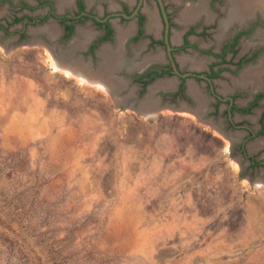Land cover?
Here are the masks:
<instances>
[{
	"label": "rangeland",
	"instance_id": "obj_1",
	"mask_svg": "<svg viewBox=\"0 0 264 264\" xmlns=\"http://www.w3.org/2000/svg\"><path fill=\"white\" fill-rule=\"evenodd\" d=\"M5 40L0 264H264V166L240 152L246 141L264 162V145L251 144L264 139V99L233 117L253 136L228 121L221 133L185 109L155 107L133 83L117 104L55 69L43 43ZM261 54L240 47L217 59L239 107L264 88L232 79ZM145 104L156 112L143 114Z\"/></svg>",
	"mask_w": 264,
	"mask_h": 264
},
{
	"label": "flooded vegetation",
	"instance_id": "obj_2",
	"mask_svg": "<svg viewBox=\"0 0 264 264\" xmlns=\"http://www.w3.org/2000/svg\"><path fill=\"white\" fill-rule=\"evenodd\" d=\"M228 5L227 0H0V41L5 38L10 46L43 43L60 60L90 73L99 71L103 53L117 54L109 76L123 89L133 83L139 94L149 93L155 107L185 109L221 133L228 132L224 124L228 121L251 137L256 132L233 122V117L235 112L247 115L264 99V90L239 107L233 92L219 81L227 67H217L221 64L217 59L228 63L227 55L241 47L250 51V58L262 53L249 66L259 63L264 58V12L251 11L234 25L227 20ZM169 80V85L160 84ZM258 87L264 88L262 80L253 90ZM120 96L125 101L126 95ZM262 132L264 126L257 133ZM245 144H241V154L250 164L264 166Z\"/></svg>",
	"mask_w": 264,
	"mask_h": 264
},
{
	"label": "bare ground",
	"instance_id": "obj_3",
	"mask_svg": "<svg viewBox=\"0 0 264 264\" xmlns=\"http://www.w3.org/2000/svg\"><path fill=\"white\" fill-rule=\"evenodd\" d=\"M227 1L229 2L228 9L226 8V10H225V11H227V14L229 13L227 20L229 22L232 21V23L234 25L241 23L244 20L245 14H248L250 16L251 11H252V13L254 10H258V11L260 10L261 12H264V0H227ZM149 15H150L149 26H150V28L151 27L153 28V24L155 22L153 20L152 14L150 13ZM259 39L262 40L263 38L261 37ZM47 50L49 51V53L51 55V64L55 69L61 70L66 75H73L83 82L93 84L96 87L103 89L104 91L111 94V96L114 98V100L117 102V104L124 102V97L117 94V92H118L117 90L121 87V84H117L116 80L109 76L110 71H112L116 67V61L118 59L117 54H111V52L109 53L108 51L103 53V55H102L103 63H101L102 65H101L99 71L96 73H90V72H87L80 65L73 66L70 63H68L67 61L60 60L59 58H57L53 54L51 49H47ZM104 51H105V49H104ZM67 56H68V54L66 55V57ZM196 64H198V63L194 62V65H196ZM263 72H264V58L259 63H257L256 65L247 66L242 71V75L239 78H233L232 82L234 85H237L240 83L244 84V85L246 84L247 87H251L252 89H254L261 82V80H262L261 76H262ZM113 77H114V75H113ZM166 82L167 83L160 81V84L161 85H164V84L169 85L172 81L169 80ZM191 89H192V87H191ZM200 101H202V100H199V102ZM198 105L199 106L197 109L200 110V103H198ZM140 111L145 115H150V114L154 113L153 109H151L149 104H148V106L146 104L144 106H142L140 108ZM251 144L254 148L255 147L257 148L258 146L264 145V139H258L257 142H253Z\"/></svg>",
	"mask_w": 264,
	"mask_h": 264
},
{
	"label": "water",
	"instance_id": "obj_4",
	"mask_svg": "<svg viewBox=\"0 0 264 264\" xmlns=\"http://www.w3.org/2000/svg\"><path fill=\"white\" fill-rule=\"evenodd\" d=\"M126 98H128V96H126ZM145 98H146V99L150 98L149 93H147V95H145ZM167 107H170V106H167ZM155 112H156V110H155ZM155 112H154V113H155Z\"/></svg>",
	"mask_w": 264,
	"mask_h": 264
}]
</instances>
